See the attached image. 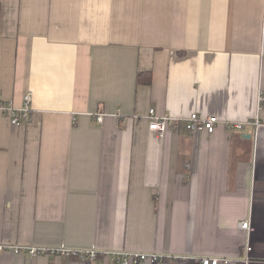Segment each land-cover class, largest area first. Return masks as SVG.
<instances>
[{
  "label": "crops",
  "instance_id": "crops-1",
  "mask_svg": "<svg viewBox=\"0 0 264 264\" xmlns=\"http://www.w3.org/2000/svg\"><path fill=\"white\" fill-rule=\"evenodd\" d=\"M0 8V100L20 108L31 92L33 117L0 111V243L45 249L0 264H117L104 251L264 264V0ZM151 108L178 119L164 138ZM195 112L217 115L213 133L186 129Z\"/></svg>",
  "mask_w": 264,
  "mask_h": 264
},
{
  "label": "built area",
  "instance_id": "built-area-1",
  "mask_svg": "<svg viewBox=\"0 0 264 264\" xmlns=\"http://www.w3.org/2000/svg\"><path fill=\"white\" fill-rule=\"evenodd\" d=\"M260 101L264 100V96H259ZM32 93L29 92L25 95L24 105L20 108L15 107L10 102H4L0 100V111L8 115L11 122L15 125L30 122L32 120ZM105 114H98L97 120L102 121ZM149 121V129L155 133L158 138H164L168 129L173 127L178 122L176 117L172 115H159L154 108H151L146 117ZM185 127L187 130L192 132L206 131L213 133L220 122L217 115L201 116L198 113H191L189 116L184 118ZM243 122L230 121L227 123L228 128H242ZM239 227L247 232L246 252L251 251L250 245V234L253 231L251 219L247 218L239 222ZM25 248V249H23ZM23 250H27L29 254L37 256L45 252L44 248L41 247H24L23 245H12L8 243H0V253L10 251L14 253H20ZM60 252L67 255H77L81 260L95 261L98 258L99 251L96 250H67L60 249ZM105 256H109V259L113 260L117 264H138L142 261H149L156 263L157 261L163 260L165 255L157 253H144V252H127V251H104L102 253ZM122 255V256H120ZM231 259L221 257H205L202 261L203 264H220L229 263Z\"/></svg>",
  "mask_w": 264,
  "mask_h": 264
},
{
  "label": "trees",
  "instance_id": "trees-1",
  "mask_svg": "<svg viewBox=\"0 0 264 264\" xmlns=\"http://www.w3.org/2000/svg\"><path fill=\"white\" fill-rule=\"evenodd\" d=\"M0 14H1V8H0ZM152 81V77H151V74H143V73H140L138 75V83L140 84H148Z\"/></svg>",
  "mask_w": 264,
  "mask_h": 264
}]
</instances>
